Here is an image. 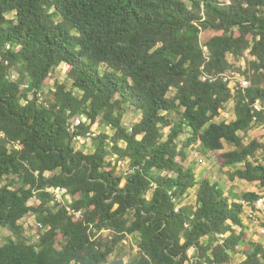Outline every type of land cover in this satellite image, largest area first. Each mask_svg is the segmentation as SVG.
<instances>
[{
  "label": "trees",
  "instance_id": "trees-1",
  "mask_svg": "<svg viewBox=\"0 0 264 264\" xmlns=\"http://www.w3.org/2000/svg\"><path fill=\"white\" fill-rule=\"evenodd\" d=\"M61 63L70 86L53 88ZM235 70L249 86L232 92L222 75ZM230 100L235 118L216 121ZM257 100L264 0H0V226L13 236L0 264H264L242 218L261 195L226 194L185 164L188 149L216 154L230 176L264 186L261 135H240L264 123ZM125 105L141 115L130 129ZM76 116L87 120L71 133ZM76 134L91 138L85 150ZM50 186L81 215L52 205ZM29 214L43 226L34 242L20 223ZM129 235L137 253L125 262Z\"/></svg>",
  "mask_w": 264,
  "mask_h": 264
},
{
  "label": "rangeland",
  "instance_id": "rangeland-1",
  "mask_svg": "<svg viewBox=\"0 0 264 264\" xmlns=\"http://www.w3.org/2000/svg\"><path fill=\"white\" fill-rule=\"evenodd\" d=\"M7 17L12 18V13H7ZM206 49V48H205ZM230 61H233L232 57H229ZM245 66V58H242L240 61L236 62V66ZM67 66L64 63H61L58 67H55L51 72V79L49 82V86L53 87L54 82H67L68 87L69 79L66 74ZM103 69V66H101ZM235 72H240L235 70ZM241 73V72H240ZM242 74V73H241ZM16 76V74H15ZM54 88V87H53ZM233 92V90H231ZM76 94H79L78 90H74ZM170 96L174 95V91L169 93ZM234 101L230 100L227 102L225 107L221 110L220 115L215 118L216 121H230L235 118L234 110ZM139 112H134L128 105H125V111L123 114V124L125 127L130 129L132 124L139 120L140 118ZM167 130V128H165ZM92 131L98 133L99 131H106L108 132L109 129L105 125H94L92 127ZM245 143H248L253 137L261 135V140L264 142V123H254L252 127L245 133L240 134ZM185 138V135L182 136ZM86 145L82 146L81 142H76V147L87 148L88 145L91 143V138L87 139ZM123 145V143H122ZM232 149V146L226 147L225 150ZM223 152V151H220ZM256 158L259 161L264 162V148L260 149L257 154ZM126 162V161H125ZM186 165L192 166L195 171V174L198 179L203 177H209L213 182H217L219 186L225 191L226 194L229 192H234L236 194H240L246 191H254L258 192L260 195L264 196V186L259 185L258 182H248L244 180H240L236 177H232L231 172L233 168H220V165L217 163V155L210 154V155H202L201 153L197 152L196 149H188V157L185 161ZM122 166H118L120 170H125L127 165L125 163L121 164ZM49 172H46L48 175ZM194 192L195 188L190 189L188 191V195L184 197L183 202L185 204H189L194 201ZM35 200L32 199L31 202ZM242 218L244 220L247 233L250 238L256 241L264 242V209L260 206H256L255 208H251L249 206L244 207V212L242 213ZM20 223L23 227V232L26 238L34 242L37 240V231H36V224L37 221L33 214H29L24 216ZM104 235L108 233L107 230L102 232ZM9 237H13L9 230L0 226V245L5 243ZM137 237L136 236H127L123 241L120 248H122V255L124 256V261L129 262L134 260L136 253H137ZM189 254L193 255V249L189 250ZM242 258L241 256H235L237 262Z\"/></svg>",
  "mask_w": 264,
  "mask_h": 264
},
{
  "label": "built area",
  "instance_id": "built-area-1",
  "mask_svg": "<svg viewBox=\"0 0 264 264\" xmlns=\"http://www.w3.org/2000/svg\"><path fill=\"white\" fill-rule=\"evenodd\" d=\"M223 80L228 81V84L230 88L234 91L236 89H245L249 86V81L240 73V72H235V71H229L228 73H225L222 75ZM207 78H210V80L213 79V77H209L205 74H202L201 79L205 80ZM253 108L257 111L264 110V106L257 100L253 103ZM87 118L85 116H76L72 120H69L67 123V130L71 133H74L76 131V127L79 126L82 122H86ZM95 133V132H94ZM2 136L3 134L0 133ZM92 135V133H91ZM90 136V134H89ZM74 140L76 142H81V135L76 134L74 135ZM16 147V145H15ZM111 161L115 162L116 161V156L110 157ZM126 162L122 160H117L118 166H122ZM47 191L50 192L52 196L51 204H56V203H65L67 202L66 209L69 214H74L75 217H79L81 215V210L76 211L73 209L69 204L72 202V198L68 192V190L65 187H54L50 186L47 188ZM256 206H260L264 209V196H260V198L256 202ZM177 210V208H176ZM38 228H42V224L40 222H37L36 224ZM104 232V230H103ZM219 237H222L219 235ZM221 242V240H220Z\"/></svg>",
  "mask_w": 264,
  "mask_h": 264
}]
</instances>
